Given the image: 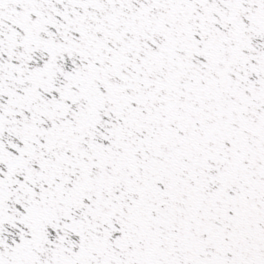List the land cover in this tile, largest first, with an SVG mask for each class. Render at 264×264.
<instances>
[{
    "label": "snow or ice",
    "instance_id": "1",
    "mask_svg": "<svg viewBox=\"0 0 264 264\" xmlns=\"http://www.w3.org/2000/svg\"><path fill=\"white\" fill-rule=\"evenodd\" d=\"M0 264H264V0H0Z\"/></svg>",
    "mask_w": 264,
    "mask_h": 264
}]
</instances>
